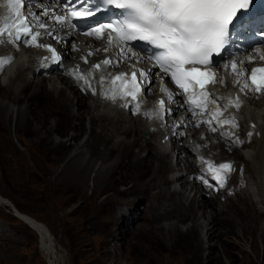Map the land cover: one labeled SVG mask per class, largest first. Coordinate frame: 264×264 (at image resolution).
Segmentation results:
<instances>
[{"label": "bare ground", "instance_id": "bare-ground-1", "mask_svg": "<svg viewBox=\"0 0 264 264\" xmlns=\"http://www.w3.org/2000/svg\"><path fill=\"white\" fill-rule=\"evenodd\" d=\"M46 1L44 0V4ZM33 10L38 11V9ZM8 13V8H2L0 4V18L8 15ZM70 39L75 40L82 51L69 52L62 50L61 45L56 44L53 40L45 39L42 41L43 43L52 44L58 51H63L64 57L63 63L60 65L49 60L46 66L50 67L51 70L46 73L41 69L46 67L42 66L41 60L45 56L50 57L51 53L37 48H22L19 52L15 49L16 60L0 77V89H3L6 94L5 96L0 95V117L5 123L9 121L10 125L15 119L17 129L21 128L22 124L30 123L35 118H38L40 122L51 125L45 129V133H48V131L50 133L48 137H45V140H50L56 152H71V157L69 160L66 159L68 162L60 176L67 179H65L66 184H62L64 187H61L59 178L51 180L55 183V188L62 190V193L68 194L69 190L72 189L76 193H83L85 185L92 177V173H95L93 177L95 189L107 184V180L110 178H113L114 181L117 180L115 190L119 192L116 195L118 201L102 203L109 218V225L102 226L103 232L108 235L104 241L109 246L108 251L116 253L120 248L117 242L128 241V236L133 238V236L147 233L144 231L143 226L149 228L160 226L161 235L173 238L175 242L200 233L198 236L203 243L206 238L211 237L209 227L217 230L215 227L227 224L228 228H225L226 230L215 235L218 245L220 244L219 246L230 250L232 245L226 237L233 235L234 242H239L241 246L240 251L246 263L252 264L253 261L246 255L245 245L250 244L257 259L264 264V225H254L252 221L247 225L240 220L242 217L249 219L255 216L264 223V96H256L255 94L245 96L241 94L239 85L233 86L234 77L224 73L223 67L219 65L213 70L224 73L226 85L216 84L212 87V92L225 98L240 95L243 101L242 108L239 111L229 109V112L234 113L240 124L237 134L243 140V143L240 144L242 146L241 150H237L234 145L228 146L227 141L219 138V131L215 134L210 133L206 126L199 129L190 126L186 131L191 135L174 136L172 126L182 116L187 117L189 115L183 109H180L179 114L174 113L173 117H166L167 127L162 128L158 121L128 115L119 106L118 102L112 103L111 101L102 100L99 94L92 95L89 92L86 94L87 97H84L81 88L66 74V69L76 64H80L82 70L86 69L91 64L104 59L105 55L115 58V49L105 54L103 51H95L97 48L102 50L105 47L104 42L97 43L88 38L73 36ZM89 46H91V50L95 55L89 57V65H85L80 57L86 55ZM4 47H8V45ZM4 47H0V52L11 49H4ZM261 52L264 53V50H261ZM249 54L255 55L246 52L237 60H246V56ZM262 64L264 62L256 59L253 63L246 64V67L250 70L252 67ZM136 67L149 68L143 62L137 64ZM113 71L130 72L131 69L128 67V62H125ZM154 82L156 88L152 94L148 95L147 89H145V109L150 108L161 96L158 78ZM165 84L174 94L176 93L166 79ZM223 103H225L224 100L221 101V104ZM49 104L57 105L56 109L51 108L52 106L49 107L46 114L41 117L37 116V110L28 111L26 108L27 105L34 109L39 105L43 108L48 107ZM171 106L176 107L175 105ZM47 113L49 114L48 117ZM54 113H61V117L50 121L49 116ZM64 114L67 117L63 116ZM225 115L227 116L228 113H225ZM252 124H256L255 132L259 134H254L249 140L246 133L252 130ZM242 128L244 130L243 135H241ZM227 129L228 126H225L224 129L220 130L226 131ZM66 130L73 131L74 134L67 133V138L60 139L52 137L53 135L63 137ZM201 133L205 134L207 140L200 139ZM166 136L167 140H165ZM180 139L186 140L182 147L177 145ZM208 141H212L207 146L210 147L209 152L221 149L220 153L213 157L217 162H234L236 159H244L247 162L244 175L239 176L236 183H241L243 189L241 188V191L236 192L235 198L227 197L228 202L226 203L218 202L215 198L216 195L206 199L208 192L206 194L199 185L196 176L191 174L195 170L196 153L206 158L212 157V155L203 152L202 149L207 147H200L199 149L196 147L197 144L204 145ZM11 150L12 152H20L18 147L15 146H12ZM129 156L132 157L128 159ZM142 157L144 159L140 161ZM128 160L133 162H128ZM156 160L157 162H155ZM168 160H171L172 163ZM122 161L124 162L122 163ZM183 161H185L184 169L180 164ZM139 162L140 167L137 165ZM121 163L123 166L119 167ZM166 171L171 173L170 176H165ZM52 185L54 187V184ZM112 188L114 189V186ZM193 191L197 196L195 198H191ZM69 197L72 200L75 194L71 193ZM199 198L203 200L202 204L197 201ZM143 200H146V206L143 211H139L140 208L137 203ZM196 206H206L209 211L200 214L195 210ZM132 211L139 214L133 215ZM188 217L191 218L192 224L186 229H182L180 224H187ZM137 220H142L141 224H137ZM125 225L129 231H123L122 227ZM235 225L240 226V228L235 230ZM6 226L7 221L1 215L0 249L3 246L9 247L6 243H9L10 235L6 230H3ZM200 230L205 231L206 234L202 235L203 232L201 233ZM245 232L247 235H245ZM259 240L262 242V251L259 248ZM115 246L118 249L111 251L116 249ZM3 250L5 248L1 249L0 256ZM216 250L211 249L209 260L215 261L217 259L218 264H223L225 260L231 262V259L223 254L224 252H217ZM111 255L116 256L115 254Z\"/></svg>", "mask_w": 264, "mask_h": 264}, {"label": "snow or ice", "instance_id": "snow-or-ice-1", "mask_svg": "<svg viewBox=\"0 0 264 264\" xmlns=\"http://www.w3.org/2000/svg\"><path fill=\"white\" fill-rule=\"evenodd\" d=\"M7 7L8 15L0 18V47L10 45L17 52L21 45L42 49L51 53L50 57L42 58V66L49 60L60 65L64 59L63 51L42 41L50 39L61 45L62 50L80 52L78 43L68 38L79 29L77 35L105 43V47L97 48L96 52L107 54L115 49V58L105 55L86 69L82 70L80 64L66 69V74L81 91L99 94L112 103L119 101V106L129 109L132 115L158 121L162 128L167 127L166 117H173L183 109L189 115L182 116L172 126L174 136L191 135L186 131L190 126L196 129L206 126L210 133L219 131V138L230 146L243 143L237 134L240 124L234 113L229 112V109L239 111L242 108L240 95L225 98L215 95L211 89L216 84L225 86L224 73H227L234 77L233 86L239 85L241 94L264 96V64L250 70L246 67L256 59L264 62L261 48L252 49L255 55H247L246 60L229 56L223 64L224 73L213 70L219 66L215 57L222 55L231 37L248 30L256 10L264 7L257 0H54L49 4H44V0H9ZM111 8L118 10L116 19L81 27L80 22ZM261 27L264 28V22ZM141 42L153 49L151 54L143 48L134 51ZM93 55L89 46L80 60L89 65L88 58ZM14 59L13 55L0 56V72ZM144 61L158 71L136 67ZM125 62H128L130 72L113 71ZM165 77L175 85V94L165 84ZM157 78L161 96L142 111L145 89L148 95L152 94ZM222 100L225 103L221 104ZM225 126L228 129L220 131ZM251 129L246 133L249 139L259 134L255 132L256 124H252ZM200 139L207 140V137L201 133ZM211 142L196 147H207ZM199 159L206 167L196 179L217 191L224 188L235 171L232 163L226 161L214 166L203 156ZM206 174L215 181L214 184L209 183Z\"/></svg>", "mask_w": 264, "mask_h": 264}, {"label": "rangeland", "instance_id": "rangeland-1", "mask_svg": "<svg viewBox=\"0 0 264 264\" xmlns=\"http://www.w3.org/2000/svg\"><path fill=\"white\" fill-rule=\"evenodd\" d=\"M1 94L6 95L3 89H0ZM84 97L87 96L84 95ZM47 106L41 108L39 105L34 109L27 105L26 108L28 111L37 110V116L41 117L46 114L49 107L52 106L53 109L57 107V105L50 104ZM48 115L47 113V117ZM58 117H61V113H54L49 116V120L59 119ZM13 122L10 125L9 121L5 123L0 117V214L7 221V226L3 230H6L10 235L9 243H6L9 247L1 248H5V250L1 252L0 264H218L217 259L215 261L208 259L211 256V249L224 252L223 254L231 259V262L225 260L223 264H250L245 262L240 251L241 246L239 242H234L233 235L226 237L232 245L230 250L218 245L215 235L226 230L227 224L215 227L217 230L209 227V235L212 238H206L203 243L198 236L200 233L182 238L178 243L173 238L163 237L160 226L154 228L143 226L147 233L133 236V238L128 236V241L117 242L119 249L115 246L116 249L111 250L118 249L116 253H110L108 244L104 242L108 235L102 230L103 225H109V218L102 203L118 201L116 195L119 192L115 190L117 180L114 181L113 178H110L107 180V184L100 186L101 190L100 188L95 189L93 186L95 173H92L90 181L85 185V193L84 191L76 193L74 189L69 190L68 194L62 193V190L55 188V183L51 180L59 178L61 187H64L67 182L66 178L60 176L71 157V152H56L50 140H45V137L50 135L49 131L45 133L46 127L51 126L47 125L48 123L40 122L38 118H35L17 129L15 119ZM242 131L241 135L244 134L243 128ZM67 133L74 134L73 131L66 130L65 136L56 137L53 135L52 137L55 139L67 138ZM144 136L146 135L144 134ZM185 141V139H180L177 142L178 147H182ZM72 143L74 144V142ZM12 146L18 147L20 152H12ZM202 150L204 153L212 155L210 157L212 160L221 151L218 149L209 152L210 147ZM131 157L129 156L128 159ZM142 159L144 158L142 157L140 161ZM168 161L172 163L171 160ZM214 161L217 162L215 159ZM128 162L132 163L133 161L128 160ZM234 162L238 166H242L240 176H243L247 162L244 159H236ZM122 163L119 167L123 166ZM184 163L185 161L180 163L182 167ZM137 165L140 167V162ZM170 174L169 171H166L165 176H170ZM191 174L195 176L194 172ZM62 184L64 185L62 186ZM237 187H239V191L243 189L241 183ZM71 193L75 194L72 200L69 197ZM195 197L197 196L193 191L191 198ZM231 197L235 198V196ZM210 198L211 196L206 195V199ZM215 198L220 203L228 202L224 196ZM197 201L200 204L203 202L201 198ZM137 205L140 208L139 211H143L146 200L138 202ZM195 210L200 214L209 211L206 206H196ZM132 213L133 215L139 214L133 211ZM225 218L229 219L230 217ZM240 220L247 225L251 221L254 225H264L255 216L249 219L242 217ZM140 222L142 220H137V224H141ZM187 222L185 225L180 224V227L182 229L189 227L192 224L191 218L188 217ZM235 226V230L240 228L238 225ZM122 229L129 231L126 225ZM0 231L2 230L0 229ZM200 231L203 232V230ZM205 234L204 231L202 235ZM245 235H247L246 232ZM240 237L242 238V235ZM112 245L114 246V244ZM245 246L246 255L253 260L252 264H262L257 259L251 245L246 244ZM259 248L262 251L261 240H259ZM111 254L116 256L113 257Z\"/></svg>", "mask_w": 264, "mask_h": 264}]
</instances>
